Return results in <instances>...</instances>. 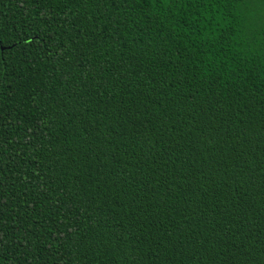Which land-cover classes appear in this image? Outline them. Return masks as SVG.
<instances>
[{"label":"trees","instance_id":"obj_1","mask_svg":"<svg viewBox=\"0 0 264 264\" xmlns=\"http://www.w3.org/2000/svg\"><path fill=\"white\" fill-rule=\"evenodd\" d=\"M0 264H264V0H0Z\"/></svg>","mask_w":264,"mask_h":264}]
</instances>
